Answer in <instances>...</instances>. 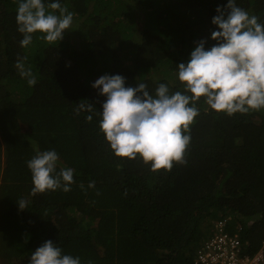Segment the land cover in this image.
I'll return each mask as SVG.
<instances>
[{"label":"trees","instance_id":"obj_1","mask_svg":"<svg viewBox=\"0 0 264 264\" xmlns=\"http://www.w3.org/2000/svg\"><path fill=\"white\" fill-rule=\"evenodd\" d=\"M58 2L74 14L71 29L56 43L37 32L22 47L18 0H0V264H29L47 240L81 264H194L223 215L242 225L255 254L264 242V109L229 116L200 98L186 162L153 171L114 154L99 127L106 97L92 87L119 74L153 95L160 83L183 91L177 65L200 40L206 50L217 43L212 19L228 0ZM235 2L264 23V0ZM82 100L95 106L91 122L77 114ZM46 150L57 152V172L74 170L71 191L32 195L27 162Z\"/></svg>","mask_w":264,"mask_h":264},{"label":"clouds","instance_id":"obj_2","mask_svg":"<svg viewBox=\"0 0 264 264\" xmlns=\"http://www.w3.org/2000/svg\"><path fill=\"white\" fill-rule=\"evenodd\" d=\"M216 11L218 15L212 23L219 30L212 32L211 39L217 43L206 50V41L200 40L187 64L177 65L183 91L171 92L160 83L153 95L146 83L126 87L125 77L119 74H105L92 84L99 95L106 97L99 113V127L117 157H139L145 164L150 163L153 171H171L174 163L184 164L191 125L200 115L196 104L202 97L212 110L229 116L264 109V23L237 6L235 0H228L226 7ZM73 16L58 0L47 5L44 0H18L16 22L23 34L21 46L30 45L37 32L49 43L60 42L64 32L71 29ZM16 67L29 86L37 83L31 68L26 69L22 60ZM82 101L77 114L87 111L90 115L86 119L91 122L97 114L95 106ZM58 160L55 150H46L27 162L32 195L57 189L71 191L74 170L62 168L57 172ZM94 185L93 181L89 187ZM17 203L20 210L27 209V200L21 198ZM223 218L230 219L231 227L241 225L231 215L219 220ZM29 264H81V260L63 254L60 247L47 240L31 254Z\"/></svg>","mask_w":264,"mask_h":264},{"label":"built area","instance_id":"obj_3","mask_svg":"<svg viewBox=\"0 0 264 264\" xmlns=\"http://www.w3.org/2000/svg\"><path fill=\"white\" fill-rule=\"evenodd\" d=\"M229 220L215 224L212 235L198 248L194 264H264V243L251 254L242 242V225L231 227Z\"/></svg>","mask_w":264,"mask_h":264},{"label":"rangeland","instance_id":"obj_4","mask_svg":"<svg viewBox=\"0 0 264 264\" xmlns=\"http://www.w3.org/2000/svg\"><path fill=\"white\" fill-rule=\"evenodd\" d=\"M97 78V77H96Z\"/></svg>","mask_w":264,"mask_h":264}]
</instances>
